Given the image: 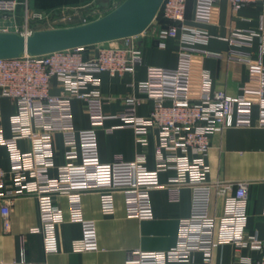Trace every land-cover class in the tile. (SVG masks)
I'll return each instance as SVG.
<instances>
[{"label":"built area","instance_id":"obj_1","mask_svg":"<svg viewBox=\"0 0 264 264\" xmlns=\"http://www.w3.org/2000/svg\"><path fill=\"white\" fill-rule=\"evenodd\" d=\"M194 23L211 24L213 8L221 0H194ZM233 11L260 4L264 0H228ZM189 0H164L152 24L141 34L107 43L94 45L91 56L86 47L56 51L33 56L22 54L15 58L0 59V101L10 99L16 106L11 118V137L4 135L0 124V147L9 151L11 168H0V202L3 226L11 229V210L14 200L20 196H33L38 201L40 224L32 229L43 240L46 254L59 251L56 225L62 222V210L56 204L58 198H69L72 221L82 226V238L75 242L78 251L97 250L96 222L82 216L81 196L85 192L98 191L105 215L114 213V194L122 193L127 215L139 220L154 218L151 191L165 188L176 196L180 189H191V213L181 222L177 245L168 251L130 253L125 264H214L216 249L231 244L235 248L233 264H264V240L249 235L247 205L249 184H211L206 177V163L211 149V138L231 127H252L253 111L259 108L258 124L264 127V67H262L258 94L249 100L242 95L231 96L225 91H213L207 73L203 75L201 95L198 100L181 93L182 80L190 75L194 47L206 44L209 35L187 24ZM22 7L21 14L18 8ZM76 8L34 11L28 0H0V32L17 33L28 37L37 31L61 28L69 23ZM98 11V10H97ZM96 11V12H97ZM92 9L90 13H94ZM95 12V13H96ZM92 15V14H91ZM161 15V19L158 16ZM236 40L253 42L260 39V55H264V27L257 30H239L232 35ZM152 37L164 45L169 38L179 39L178 65L175 68L149 67L147 78L139 86V92L151 102L147 117L137 115L140 104L137 97H128L119 118L123 127L131 128L139 145L146 148L152 129L160 131L156 148V169L146 167V154L140 152L133 161L118 157L113 163H102L99 156L95 130L75 131L72 124L71 102L79 100L88 106L96 123L106 120L101 115L103 100L100 91V75L133 72L143 64L141 39ZM231 59L252 64L249 55L231 51ZM59 83L61 92H52L53 80ZM64 136L66 163L59 167L57 178L50 177L56 167L52 149V135ZM25 140L29 147L23 151L19 145ZM193 155V158L189 157ZM174 170L177 176L160 182V174ZM234 195L227 198L220 233L216 234L218 221L210 214L214 190ZM176 200V199H174ZM258 254L257 258L242 257V250ZM23 257L18 261L0 264L31 263ZM201 255L197 263L195 254Z\"/></svg>","mask_w":264,"mask_h":264},{"label":"crops","instance_id":"obj_2","mask_svg":"<svg viewBox=\"0 0 264 264\" xmlns=\"http://www.w3.org/2000/svg\"><path fill=\"white\" fill-rule=\"evenodd\" d=\"M24 1V0H20ZM110 0H28L34 11H48L61 8H76L69 23L61 28L80 26L108 14L114 9L105 11V3ZM194 0H189L187 24L205 31L209 35L206 44L196 45V53L192 58L191 71L188 78L182 80L181 93L194 100L201 95L203 75L207 73L212 82L213 91H225L228 95H242L254 100L258 94V85L264 55H260V39L253 42L236 40L232 35L239 30H257L264 27V7L260 4L247 5L233 11L228 0L219 1L213 8L211 24L203 25L192 21ZM100 8L102 16L90 20L92 9ZM21 14V13H20ZM142 50L143 64L133 72L111 75L104 72L100 75L102 103L101 115L106 120L96 123L88 111V106L79 101L71 102L72 124L75 131L93 129L97 133L99 156L102 163H113L118 157L123 161L135 160L140 152L146 154V167L156 169V148L160 142V131L152 129L148 134V145L143 148L138 144L134 131L123 127L116 118L124 110L128 97L139 98L137 115L147 117L151 110V102L139 92V86L147 78L149 67L175 68L178 65L179 39L169 38L164 45L152 37L139 41ZM97 47L88 48L91 56ZM231 51L247 54L252 59L248 65L244 61L231 59ZM52 92H61L59 83L53 80ZM16 106L10 99L0 101V124L5 137H11V118ZM252 127H231L211 138V149L207 157L209 172L207 181L211 184H249L247 205V228L249 235L264 240V127L258 124L259 108L253 111ZM19 145L23 151L28 150V143L21 140ZM52 149L56 167L51 169L50 177L57 178L59 167L64 166L65 145L62 133L52 135ZM193 158L192 154H189ZM0 168L9 171L10 155L6 147H0ZM177 176L174 170L160 174V182L168 184ZM235 187L230 193L214 190L210 206V214L218 221L216 234L219 235L220 223L225 213L229 195H234ZM154 218L139 220L127 215L125 198L122 193L114 194V213L105 215L102 210L101 196L98 191L85 192L81 196L82 216L85 220H93L97 226V250L78 251L75 242L82 238V226L72 221L69 198L62 196L56 204L62 210L63 220L56 225L59 251L46 254L41 235L32 233V229L40 224L38 201L33 196H20L14 200L10 220L11 229L6 232L3 226L0 202V263L18 261L23 257L31 263L46 264H125L130 253L135 250L145 252L168 251L174 248L181 233V222L188 219L191 213V189L183 187L174 196L165 188L151 191ZM176 199V200H174ZM242 257L257 258L256 252L242 250ZM201 255L195 254L197 263ZM235 248L231 244L216 249L214 264H233ZM186 264V263H169Z\"/></svg>","mask_w":264,"mask_h":264},{"label":"water","instance_id":"obj_3","mask_svg":"<svg viewBox=\"0 0 264 264\" xmlns=\"http://www.w3.org/2000/svg\"><path fill=\"white\" fill-rule=\"evenodd\" d=\"M164 0H124L108 14L89 23L37 31L25 37L0 32V59L33 56L107 43L144 32L157 17Z\"/></svg>","mask_w":264,"mask_h":264},{"label":"rangeland","instance_id":"obj_4","mask_svg":"<svg viewBox=\"0 0 264 264\" xmlns=\"http://www.w3.org/2000/svg\"><path fill=\"white\" fill-rule=\"evenodd\" d=\"M122 0H110L108 2H106L104 5L105 7H103L105 9V11L111 10V9H115L116 7H118L121 4ZM23 10V8L20 6L18 8V14L21 13V11ZM93 10H95L94 13H91L92 15L90 16V20H93L95 18H98L99 16H102L104 14V11H102V9L100 8H94ZM0 20H1V15H0Z\"/></svg>","mask_w":264,"mask_h":264},{"label":"trees","instance_id":"obj_5","mask_svg":"<svg viewBox=\"0 0 264 264\" xmlns=\"http://www.w3.org/2000/svg\"><path fill=\"white\" fill-rule=\"evenodd\" d=\"M123 1H124V0H122V2H123ZM122 2H121V3H122ZM158 19H161V15L158 16ZM161 21H162V19H161ZM162 22H163V21H162Z\"/></svg>","mask_w":264,"mask_h":264}]
</instances>
